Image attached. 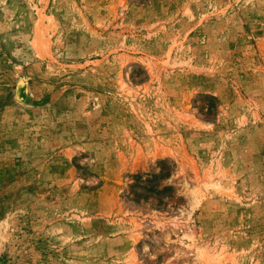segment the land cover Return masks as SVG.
<instances>
[{
	"label": "rangeland",
	"instance_id": "1",
	"mask_svg": "<svg viewBox=\"0 0 264 264\" xmlns=\"http://www.w3.org/2000/svg\"><path fill=\"white\" fill-rule=\"evenodd\" d=\"M0 264H264V0H0Z\"/></svg>",
	"mask_w": 264,
	"mask_h": 264
},
{
	"label": "bare ground",
	"instance_id": "2",
	"mask_svg": "<svg viewBox=\"0 0 264 264\" xmlns=\"http://www.w3.org/2000/svg\"><path fill=\"white\" fill-rule=\"evenodd\" d=\"M45 7H46V1L43 3V6L36 7L37 19H36V25H35V34L33 38V45L35 46V48L39 50L40 53L41 52L47 53V54H44V53H41V54L48 55L49 48L53 41L52 40L53 33L51 31L50 24H49L51 20L46 13ZM148 69L150 70V68ZM211 177L210 179H212ZM210 179L209 181L205 179L203 180L204 182H202L203 183L202 185L194 186L193 188L190 189V195H192L193 201L199 202V199L203 197V193H205L203 192V188L207 189L208 187H211L216 190L221 189L222 185L220 186V183L218 181L213 183L210 181ZM224 255L225 254H221L220 252H215V253L209 252L207 251V249L201 248V247L195 248L196 258L203 263H208V262L220 263L221 261H223L222 259L224 258Z\"/></svg>",
	"mask_w": 264,
	"mask_h": 264
}]
</instances>
